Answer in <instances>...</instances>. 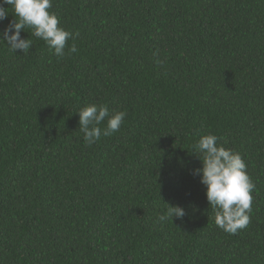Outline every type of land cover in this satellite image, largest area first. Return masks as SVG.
I'll return each instance as SVG.
<instances>
[{"label":"trees","instance_id":"trees-1","mask_svg":"<svg viewBox=\"0 0 264 264\" xmlns=\"http://www.w3.org/2000/svg\"><path fill=\"white\" fill-rule=\"evenodd\" d=\"M49 11L78 33L63 57L27 28L28 54L0 43V264H264V0ZM89 104L126 113L92 146L76 113ZM206 134L241 154L255 185L235 234L215 225L193 173ZM167 204L186 215L161 222Z\"/></svg>","mask_w":264,"mask_h":264},{"label":"clouds","instance_id":"clouds-1","mask_svg":"<svg viewBox=\"0 0 264 264\" xmlns=\"http://www.w3.org/2000/svg\"><path fill=\"white\" fill-rule=\"evenodd\" d=\"M3 5H8L5 8ZM52 0H0V21L11 13L14 20L0 32V43L7 46L11 53L17 50L28 54L32 48V40L21 37V30L31 29V35L42 39L53 54L61 58L69 39H74L72 32L59 27V19L55 12H50ZM77 48L72 44L69 53ZM157 64L162 61L157 60ZM79 129L87 146L97 143L102 136L110 137L119 131L126 113L118 111L110 114L106 105L89 104L80 108ZM107 118V120H106ZM106 126L100 125L105 122ZM218 137L214 134L200 136L194 145V151L202 162V167L194 169V175L200 176L205 186L206 199L214 212V223L223 231L235 234L250 223L252 191L255 188L247 166L241 154L234 149L218 145ZM186 211L182 206L167 204V208L158 219H183Z\"/></svg>","mask_w":264,"mask_h":264}]
</instances>
